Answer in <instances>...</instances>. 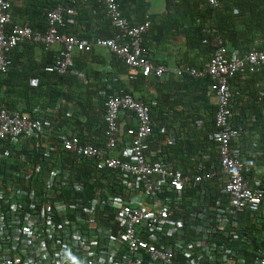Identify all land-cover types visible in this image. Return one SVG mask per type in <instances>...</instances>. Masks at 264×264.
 <instances>
[{"label":"built area","instance_id":"obj_1","mask_svg":"<svg viewBox=\"0 0 264 264\" xmlns=\"http://www.w3.org/2000/svg\"><path fill=\"white\" fill-rule=\"evenodd\" d=\"M98 1L104 3L115 33L95 44L111 49L132 69L162 77L165 66H154L145 47L152 20L131 22L118 0ZM219 1L208 0L212 5ZM65 10L73 12L62 6L51 9L49 27L39 31L13 23L11 2L0 0V73H9L11 53L23 41H63L65 49L45 70L64 74L74 67L73 50L89 51L94 44L60 31ZM263 68L264 50L254 47L241 55L222 44L204 69L187 68L192 75L212 80L217 112L211 138L218 148V171L200 167L190 174L167 161H153L162 154L159 148L150 150L155 130L152 106L157 102L146 103L130 93L108 96L102 146L82 144L70 131L61 132L50 117L23 112L26 102L0 107V238L9 233L14 240L11 248L0 250V264H264V232L249 227L257 223L264 228V183L245 176L252 161L242 159L232 147L242 129L231 124L230 107V79L238 72ZM126 111L138 122L128 128L129 139L120 125ZM59 145L70 165L42 167L43 158L62 153L56 152ZM253 153L246 152L249 157ZM91 160L98 171H115L125 192L75 202L61 197L59 181L71 187L77 167ZM215 176L222 182L221 195L209 200L210 205L195 200L193 189ZM109 207L111 220L101 225L98 216H108Z\"/></svg>","mask_w":264,"mask_h":264},{"label":"crops","instance_id":"obj_2","mask_svg":"<svg viewBox=\"0 0 264 264\" xmlns=\"http://www.w3.org/2000/svg\"><path fill=\"white\" fill-rule=\"evenodd\" d=\"M9 1L12 4L13 23L39 31H46L49 27L50 10H45L47 6L57 3L55 8L58 6L72 8V13L64 11V25L59 26L60 30L67 28L68 31L62 33L76 35L94 44L89 51L74 49L72 52L74 67L61 74L48 72L45 67L51 65L65 49L63 41L52 44L21 42L11 53L13 65L9 74L14 78V87L6 94L9 105L16 108L21 101L26 102L27 106L23 108V112L32 117L44 116L47 119L50 117L49 120H55V126L61 132L70 131L71 135L80 138L82 144L102 146L105 141V103L108 96L130 93L137 100L146 103L157 102V105L152 106V116L155 121L154 127L158 130H154L150 139V150L159 148L162 154L153 157V161H167L185 166L188 172H194L200 162L205 164L213 161V155L206 149L200 147L198 153L194 150L200 144L197 142L199 139L197 135L214 119L217 98L210 91L208 81L188 78L190 76L207 78L208 75H192L187 72V68L204 69L217 46L225 45L222 33L214 23L216 20L205 18V14L202 15L203 10H207L210 4L218 10L217 13L220 14L218 19L222 18L224 21L226 12H230L226 10L237 12L239 5H242V10H252L255 7L254 1L220 0L218 5H212L208 0H187V3L180 0L171 2L118 0L123 15L129 21L143 22L147 17L152 20V26L145 35V47L154 66H165L166 70L162 77H157L153 73L145 75L140 69H132L111 49L95 44L96 39L113 37L115 33L103 2L100 4L98 0L93 3L82 0ZM43 6L44 10H38ZM46 11L47 17L44 19ZM223 24L227 25L225 21ZM198 25L204 28L203 32L206 34L202 41V44L206 45L204 48H199L196 44L198 39L194 29H197ZM243 30V23H238L232 31L233 36ZM249 36L253 39L252 42H263V39H259L257 31ZM249 78L251 77L235 78L231 84L234 90L241 91L247 88L246 92H243L246 94L243 102L257 104L260 93L264 90V76H258L252 82ZM246 81H249L248 84ZM4 101L5 99L0 101V107L5 105ZM249 106L251 110L255 108L254 105ZM261 109L264 116V104ZM250 114L252 115L243 123L252 126L256 122V115L253 112ZM120 123L122 134L129 139L127 131L129 127H137L136 117L132 112L126 111L122 114ZM213 131L208 132L207 138L210 141ZM241 136L233 141L232 147L240 152L242 159L254 160H251L252 166L246 173L251 172L253 177L261 179L264 177V147L259 146L258 151L249 157L246 149L251 142L243 140ZM200 138L204 137L201 135ZM187 141L190 143L189 146ZM177 143L182 144L179 149L175 148ZM61 152L64 153L63 150ZM24 162L27 163L28 160ZM94 163L96 164L95 161ZM117 179L119 180V176ZM73 182L75 183L72 186H76L77 183L84 185L79 190L83 194L76 196L72 193L68 197L64 194L68 187L59 181L61 184L59 192L62 193V197L75 202L98 195L95 190L88 187V184H94V180H89L88 183L85 180ZM112 214L110 207L108 216L100 214L98 219L101 225H108Z\"/></svg>","mask_w":264,"mask_h":264},{"label":"trees","instance_id":"obj_3","mask_svg":"<svg viewBox=\"0 0 264 264\" xmlns=\"http://www.w3.org/2000/svg\"><path fill=\"white\" fill-rule=\"evenodd\" d=\"M168 1L171 2L173 0H168ZM180 1L187 3V0H180ZM244 1H250V0H244ZM252 1H254V5H255V7L252 10L251 9L242 10V5L237 6L238 8L237 12L236 10H226V11H230V12H226V15H225L224 21L227 24L226 26L223 24L224 21H222V18L218 19V17L220 16V14L218 15L217 13L218 10H215V7L211 6L210 4L206 8L207 10H203L202 12V15L205 14L206 16L205 18L216 20L214 23L216 24V27H218V29L221 31L224 44L226 45L230 53L235 50H238L241 55H245V53L252 47H257L260 50H264V0H252ZM90 2L93 3V2H98V1L90 0ZM56 4L47 6V8L45 7L46 8L45 10L49 11L55 8ZM100 4L102 3L100 2ZM43 8L44 6L41 7V9L38 8V10H44ZM48 11H46V16L44 15V19L47 17ZM109 21L111 23L110 17H109ZM238 23H243L244 30L241 31V33H237L235 34V36H233L232 31L235 30V25L238 26ZM42 27H45V26H42ZM252 28H254L255 30H253ZM60 31L63 32V31H68V30L66 28ZM203 31H204V28L202 29L201 25H198L197 29H194V33L198 39L196 44L198 45L199 48H204L206 46L202 44L203 38L206 36V34ZM254 31L258 32V34L260 35L259 39H263V42H252L253 39L249 36V34L254 33ZM211 57H212V54H211ZM260 71L261 72L257 71L255 73H251L249 71L238 72L230 79V87L232 88V91H233V97H232L231 105H230L231 110H232L231 124L235 127L237 126L238 128H242L241 137L243 138V140L251 142L249 143L250 145L247 147L246 151L252 150L254 151V153L258 151L259 146L261 148L264 147V116H263L262 109H261L264 104V90L260 93V99L258 100L257 104H253L250 101L249 103L248 101L243 102V99L245 98V95H246L243 92H246L247 88H245L246 90L243 89L241 91L236 90V89L234 90V87L231 83L235 78L240 79L243 76L245 77L250 76L251 78H249V81L252 82L258 76H262V75L264 76V68ZM11 76L12 75L9 73L7 75H2L0 73V101L5 99L4 104L5 106H8V107H12V106L8 104V101H7L8 98L6 94L9 91V89L14 87V80H13L14 78H12ZM188 78L196 79L198 81H208V85L211 84L212 82L209 76L207 78H195L191 76ZM248 82L246 81V84H248ZM251 82L250 84H252ZM203 83L205 84V82ZM250 96H251V92H249V97ZM249 105H254L255 108L251 110L250 108L251 106ZM216 112H217V107H216ZM250 112H253L256 115V122L252 126L246 123H243L246 121L247 117L252 115L250 114ZM215 116L216 114H214V119L211 120V122L208 125H205V128H203V130L199 132V135H197L199 138L197 142H199L200 144L196 146V149L194 150L195 153H198L199 149L201 148L206 149L207 152H210L209 154L213 155V161L211 162L208 161V163L205 162V164H202L203 162H200L195 170L199 169L200 167L201 168L203 167V169L205 170L214 169L218 171L220 169V159H219L217 144L213 140L210 141L207 138L208 132L211 133V131L216 129ZM155 130L157 131L158 129L155 128ZM255 133H257V135ZM201 135L204 138H200ZM189 141H187L188 146L190 144ZM180 145L182 144L177 143L175 145V148L179 149ZM0 148H1V145H0ZM4 148H5V145L2 146V150H4ZM61 150H62V147L59 145L58 150L56 152H59ZM250 159L254 161L252 158ZM41 162H42L41 163L42 167H46L50 164L58 165V163L59 165L67 166V165H70V157L65 156L63 152L60 153L59 155L57 153H53L50 156H46L44 160H42ZM179 167H181L185 172L187 171V173H193V172H188L185 166L183 167L180 165ZM76 170L78 171L75 173L73 180L79 181V182L85 180L87 183L89 182V180H94V184H88V187L90 190H95L97 194L105 195L107 194L106 192L111 193V194H123L125 192L123 185L117 179L118 174L115 171H105V170L98 171L96 169V164L94 163V160L89 161L88 163L85 164V166L77 167ZM245 176L249 179L256 178V177H253V175H251V172L248 174L245 172ZM105 177H107V179H105ZM215 177L220 178V176H215ZM217 178H215L214 180H210L208 182H203L198 187L194 188L193 192L196 198L195 200L202 199L203 201H205V203H209L208 205H210L212 202L210 201L211 202L210 203L209 200L215 199L216 197L221 195L222 182L220 179L216 180ZM261 179L264 183V177ZM34 186L38 187L39 184L35 183ZM79 190L80 189L78 187L71 186L65 189L64 194H66L68 197H70L72 193H75L76 196L78 195L80 196L83 194V192ZM59 195L62 197V193H60ZM262 225L264 226V222L262 223ZM249 227L251 229L256 230L258 234H260L261 232H264V228H258L259 224L257 223L255 224L249 223ZM13 242L14 240L9 233L6 236L1 237L0 238V250L2 251L5 248H11ZM245 253L247 255H250L248 250Z\"/></svg>","mask_w":264,"mask_h":264}]
</instances>
